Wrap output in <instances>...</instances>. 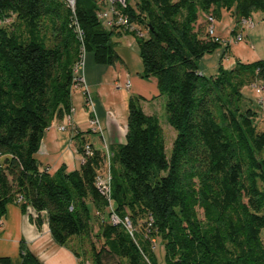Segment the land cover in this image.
<instances>
[{
  "label": "trees",
  "instance_id": "1",
  "mask_svg": "<svg viewBox=\"0 0 264 264\" xmlns=\"http://www.w3.org/2000/svg\"><path fill=\"white\" fill-rule=\"evenodd\" d=\"M99 9L98 0H76L75 15L63 0H0V217L11 202L30 206L36 226L44 213L53 242L79 264H156V239L165 264H264V129L241 93L257 82L264 88V59L219 65L211 76L198 68L218 47L199 16L223 9L241 25L264 12V0L128 2L123 13L133 29L121 30L133 35L141 76L155 79L174 136L167 155L158 118L129 96L125 142L106 146L109 198L95 185L106 154L89 144V131L72 136L78 169L50 174L35 158L44 130L71 114L82 50L97 64L119 60L111 35L120 28L106 30ZM93 221L99 247L90 240ZM74 238L89 239L88 260V251L70 244ZM19 257L39 264L23 242Z\"/></svg>",
  "mask_w": 264,
  "mask_h": 264
},
{
  "label": "crops",
  "instance_id": "2",
  "mask_svg": "<svg viewBox=\"0 0 264 264\" xmlns=\"http://www.w3.org/2000/svg\"><path fill=\"white\" fill-rule=\"evenodd\" d=\"M253 15L257 17L255 22ZM263 19L264 12L257 11L249 18L252 25H236L231 12L221 9L214 25L218 47L198 61L200 73L211 76L217 73L219 65L229 70L237 62L264 59V31L251 32ZM101 23L106 30L111 29L105 21ZM198 23L203 30V17L198 19ZM244 30H248V34L244 35ZM239 34L241 41L236 40ZM111 43L119 60L113 65H101L95 62L92 52H85L80 70L84 85L73 89L70 94L71 114L68 119H54L42 134L35 158L38 167L47 168L50 174L60 166L69 172L81 165L82 158L72 139L76 131L83 134L89 131L87 141L100 151L104 150V145L111 148L124 143L129 96H139L143 112L155 115L163 131H171L165 121L164 97L158 95L155 79L141 76L142 64L133 35L114 29ZM241 93L245 100L255 104L251 87L242 88ZM87 96L91 106L86 103ZM94 118H97L101 132L91 130L89 123ZM39 216L41 222L36 226V212L30 206L21 209L15 202L7 204L0 228V257L10 258L11 264H20L19 244L23 242L39 264H79L80 259L67 246L53 242L45 214L40 213Z\"/></svg>",
  "mask_w": 264,
  "mask_h": 264
},
{
  "label": "built area",
  "instance_id": "3",
  "mask_svg": "<svg viewBox=\"0 0 264 264\" xmlns=\"http://www.w3.org/2000/svg\"><path fill=\"white\" fill-rule=\"evenodd\" d=\"M66 7L70 10L71 14L75 15V2L76 0H63ZM129 1L132 0H98V4H101V6H104L105 8L99 9L97 12V16L99 19L105 21V23L108 26H118L120 29L122 27L128 28L130 30L133 29L132 24L128 22V17L125 13H123V9L126 8L127 4ZM203 19L205 21V34L207 37L213 39L214 41L218 42V38L215 34V29L214 25L216 22V17H214L210 13H206L203 15ZM241 25H252L251 21L249 19H243L241 20ZM78 35L80 36V31L77 29ZM237 41H241V35L239 34L236 37ZM84 54L85 51L82 50L81 58L78 61L77 64L74 66V77L77 83L73 85V89L81 87L84 85V80L83 77L80 74V70L82 69L83 66V60H84ZM128 81L126 82V86L128 87ZM252 90L254 91L255 94V101L257 102L258 105L263 104L264 102V88L260 82H257L251 86ZM87 101L86 103H89L91 106V102L89 101V98L87 96ZM262 116L264 118V111L262 113ZM65 119H68V116L64 117ZM90 128L91 130L95 132H101V127L100 124L97 120V118H94L90 121ZM62 129L64 128L63 126L61 127ZM104 152L106 154V164L104 165V168L102 171L98 172L95 178V185L99 189L102 195L105 197L109 198L110 194V175H109V168H108V157L109 153L107 151L106 146H103ZM90 149L86 147V153L89 154ZM1 219L0 217V226L1 224ZM112 221L114 223L117 222V219L115 216H112Z\"/></svg>",
  "mask_w": 264,
  "mask_h": 264
},
{
  "label": "rangeland",
  "instance_id": "4",
  "mask_svg": "<svg viewBox=\"0 0 264 264\" xmlns=\"http://www.w3.org/2000/svg\"><path fill=\"white\" fill-rule=\"evenodd\" d=\"M131 2V1H130ZM133 3V2H132ZM259 16V15H258ZM262 16V15H260ZM199 18H202V16L200 15ZM253 22H255V20L257 19L256 15H253ZM103 21V20H102ZM6 23H9L6 22ZM263 32L264 31V19L263 22H258V24L255 25L254 29L251 32ZM141 32L143 34H145L143 28L141 30ZM243 34L246 35L248 34V30H244ZM254 92V91H253ZM247 103V107L254 110L257 114V116L255 117V123L258 125L259 128L264 129V118L262 116V113L264 111V102L261 105H258L257 102L253 101V103L255 102V104H252L249 100H245ZM171 131L169 132V130L165 129L164 130V143H165V153L168 155L170 153V149H171V142H172V133L174 132L172 129H170ZM17 201H19V199H17ZM90 216H91V220H93V215H92V209H90ZM3 218V216H2ZM2 220L1 219V224H2ZM2 226V225H1ZM0 226V228H1ZM97 223L95 221L92 222V236L90 238V240L94 243V245L96 247H99L101 245V242L99 240H97V238L94 236V234L96 233L97 230ZM262 237H263V241H264V232H262ZM80 240L77 238L72 239L71 245H74L75 248H77V250L79 251H83L82 249L88 251V254L85 256L86 260L89 259V249H90V242L89 239L88 240H82L81 243H79ZM153 249H154V254H155V259H156V264H165L164 262V250L161 244H159L158 240L156 239L154 244H153ZM83 253V252H82ZM115 260L114 259H107L105 260L104 264H114Z\"/></svg>",
  "mask_w": 264,
  "mask_h": 264
}]
</instances>
